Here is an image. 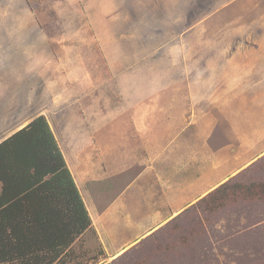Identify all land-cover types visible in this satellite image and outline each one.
Instances as JSON below:
<instances>
[{"label":"rangeland","instance_id":"374dc122","mask_svg":"<svg viewBox=\"0 0 264 264\" xmlns=\"http://www.w3.org/2000/svg\"><path fill=\"white\" fill-rule=\"evenodd\" d=\"M37 116L84 197L144 203L83 262L264 264V0H0V143Z\"/></svg>","mask_w":264,"mask_h":264},{"label":"trees","instance_id":"16d2710c","mask_svg":"<svg viewBox=\"0 0 264 264\" xmlns=\"http://www.w3.org/2000/svg\"><path fill=\"white\" fill-rule=\"evenodd\" d=\"M91 228L45 117L0 143V264H88L74 246Z\"/></svg>","mask_w":264,"mask_h":264},{"label":"crops","instance_id":"0c3cea01","mask_svg":"<svg viewBox=\"0 0 264 264\" xmlns=\"http://www.w3.org/2000/svg\"><path fill=\"white\" fill-rule=\"evenodd\" d=\"M223 54H226V52H224ZM64 129L65 128H63V130H62L60 128L59 132L61 133V135L58 134L59 132L57 134L54 132V135H55L56 139H57V137H61L62 139H70L72 137L76 138L74 135L65 136L64 135ZM72 130H73V128H72ZM62 134H63V137H62ZM140 134H141V136H143V135L145 136L146 135L143 132H140ZM134 137H136V139H138V135H137L136 132H134V135H132V139L131 140H133ZM142 138H144V137H141L140 139H142ZM145 146H146V144H145ZM77 147H80V149H74V152L76 151V153H77L79 151L77 153V154L80 153L79 156H81L84 153V151L87 150V148H89V147L82 148L83 147L82 144H80ZM167 148H168V146H167V139H166L164 141L162 147L158 151V153L160 152V154L162 155L167 150ZM63 155L65 157V154L64 153H63ZM70 155H72L71 152H70ZM182 157H183V155H182ZM65 160H66V157H65ZM149 161L151 162L152 159L150 158ZM79 162H80V159H79ZM150 162H149V165L151 164ZM66 163H67V160H66ZM67 166L69 167V164L68 163H67ZM76 185H77V183H76ZM81 185H82L81 186L82 190L83 189L86 190L87 187H88V186H84L83 183H81ZM77 188H78V185H77ZM208 189H211V188H208ZM80 191L81 190L79 189V192ZM83 193H84V190L82 191V193L80 192V194L82 196L83 202H84V204L86 206V209L88 211L89 216L91 218L100 217V219H99V220H101L100 223L104 226V228L101 231V235H103V233L108 234V242H109V244L111 246L110 248L111 249H118L117 251L113 252L114 257H116V258L117 257H120L121 255H123L124 251L130 250V248H132V244H135L136 243L135 242L136 238H133L130 241H127V242H122V243L117 244V243H115V240L112 237L115 236V235L120 234L124 230V229H122L124 227L123 225H129L128 224L129 221H131L133 219L135 220V217H134L135 216V214H134V207L133 206L131 207L130 205L140 206V205H142L143 202H140L141 200L136 199L135 201H139L140 204H139V202H138V204L137 203H134V202H129V204L123 203V201H121V198L124 199V200H128V199H125L124 197H122V194L124 192L119 191L118 194H117V196L111 202H106V203L101 204V205H96V201L94 199L93 200H90V198H89L88 195H87L88 198L84 197L83 196ZM134 193H136V192L134 191ZM143 195H145V192H143ZM86 199H88L89 201H92V203L90 204V206L87 204ZM117 200H118V202L115 203ZM123 205L128 206L129 209L131 208V213H130V211H124V212H122L121 210H122V206ZM103 208L105 209V212L102 210ZM151 213H153V212H151ZM121 214H123V215H121ZM138 215H140V214H138ZM150 218H152V216Z\"/></svg>","mask_w":264,"mask_h":264},{"label":"clouds","instance_id":"9594fccd","mask_svg":"<svg viewBox=\"0 0 264 264\" xmlns=\"http://www.w3.org/2000/svg\"><path fill=\"white\" fill-rule=\"evenodd\" d=\"M55 136V135H54ZM55 139H56V137H55ZM56 141H57V139H56ZM57 143H58V141H57ZM58 146H59V144H58ZM59 148H60V146H59ZM60 151L62 152V150H61V148H60ZM62 155H63V152H62ZM63 157H64V155H63ZM64 159H65V157H64ZM65 162H66V160H65ZM66 165H67V163H66ZM68 167V166H67ZM69 169V168H68ZM69 171H70V169H69ZM71 173V172H70ZM72 175V174H71ZM73 177V176H72ZM74 179V178H73ZM76 184V183H75ZM79 190V189H78ZM80 193V192H79ZM81 195V194H80ZM82 197V196H81Z\"/></svg>","mask_w":264,"mask_h":264}]
</instances>
